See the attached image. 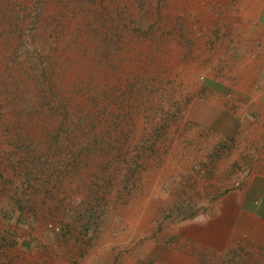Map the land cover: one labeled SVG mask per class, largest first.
Returning a JSON list of instances; mask_svg holds the SVG:
<instances>
[{"label":"rangeland","instance_id":"374dc122","mask_svg":"<svg viewBox=\"0 0 264 264\" xmlns=\"http://www.w3.org/2000/svg\"><path fill=\"white\" fill-rule=\"evenodd\" d=\"M261 9L0 0V264H145L151 236L207 232L218 181L184 161L191 110L216 90L242 11L256 28Z\"/></svg>","mask_w":264,"mask_h":264},{"label":"crops","instance_id":"0c3cea01","mask_svg":"<svg viewBox=\"0 0 264 264\" xmlns=\"http://www.w3.org/2000/svg\"><path fill=\"white\" fill-rule=\"evenodd\" d=\"M242 12L245 20L231 29L233 41L217 53L225 67L211 76L216 90L192 107L197 140L182 151L186 162L192 155L194 163H210L207 174L203 166L195 173L199 178L218 181L205 190L218 194L204 226L208 231L151 236L142 247L145 264H264V9L253 13L257 21L262 17L256 28L247 24L249 12Z\"/></svg>","mask_w":264,"mask_h":264}]
</instances>
